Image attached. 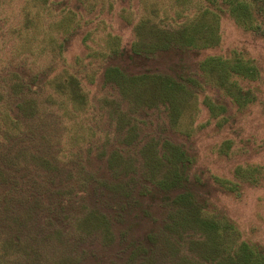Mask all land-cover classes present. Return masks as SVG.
I'll use <instances>...</instances> for the list:
<instances>
[{
    "label": "trees",
    "instance_id": "1",
    "mask_svg": "<svg viewBox=\"0 0 264 264\" xmlns=\"http://www.w3.org/2000/svg\"><path fill=\"white\" fill-rule=\"evenodd\" d=\"M181 2L183 6L176 10L173 20L142 17L136 21L135 39L127 47L121 44L120 37L105 35L101 48L109 52L99 53V49L95 53L111 60L104 67L102 85L123 95L125 109L117 101L108 102L106 120L97 122L96 129L89 127L96 117H87L90 107L84 109L85 91L75 77L54 72L41 76L36 69L31 72L22 66L31 88L15 83L13 100L0 106L1 259L20 257L26 264H35L26 258L40 257L38 264H42V258L46 259L44 264H105V257H92V250H84L78 241L95 235L91 242L84 238L83 246L109 249L115 244L116 228L123 226L126 215L137 211L134 220H144L150 214L145 216L141 207L147 205L151 210V205H156L166 213L159 222L162 230L154 232V224L147 233L143 229L144 234L136 236L141 239L133 241L120 232L118 241L124 236L117 244L121 253L113 257L117 262L110 264H264L263 247L232 240L229 233L237 232L235 224L224 213L207 210L211 204L199 194L202 179L198 180L192 172L195 158L190 153L191 146L186 148L167 135L171 131L192 138L194 131L186 130L182 120L184 112L192 107L188 99L192 101L198 95L203 96V105L214 118L226 113L227 96H234L229 102L238 107L246 106L249 92L238 88L236 99L234 90L237 78L252 79V70L243 78L248 69H244L241 59L231 56L207 57L193 73L186 71L184 65L178 70L169 69L166 74L151 66L158 56L198 52L219 45L213 20L222 12H228L237 24L253 33L261 31L264 0ZM218 2L220 6L216 7ZM7 3L0 2V8L4 10ZM187 4L193 6L188 8L192 15L180 21L185 17ZM24 16L20 37L27 53L31 41L38 39L37 34L42 31L35 16ZM79 27L70 13L65 14L44 31L49 39L46 41L45 35L43 42L54 46L61 33L62 41L67 42L82 31L77 33ZM54 29L59 33L54 35ZM91 34L88 29L83 34L85 49L90 48L87 42ZM61 53L64 48L59 50ZM29 60L27 56V64ZM123 63L139 71L129 72ZM207 90L219 96L205 95ZM41 93L49 111L47 106L42 110L38 97ZM98 110L106 115L105 104ZM69 124L74 129L69 130ZM229 144L226 142L220 152H227ZM262 171L260 166L240 167L235 172L240 181L216 179V183L219 189L238 193L243 183L261 185ZM103 204L107 211H101ZM80 210L86 212L81 220L74 223L68 219V213ZM136 221L138 224L140 220ZM72 228L79 235L75 243L68 235ZM134 230H128L129 236H135ZM186 241L191 243L189 256L182 249Z\"/></svg>",
    "mask_w": 264,
    "mask_h": 264
},
{
    "label": "rangeland",
    "instance_id": "2",
    "mask_svg": "<svg viewBox=\"0 0 264 264\" xmlns=\"http://www.w3.org/2000/svg\"><path fill=\"white\" fill-rule=\"evenodd\" d=\"M8 1L10 5L7 3L4 10L0 8V106H4L13 100L12 85L15 83L18 82L23 87L24 85L30 87L29 82L25 80L24 71H22L23 65L27 66L31 72H33L32 68L36 69L37 74L41 76L46 72H51V75L53 72L54 75L57 73H63L65 76L72 75L77 79L75 82L80 85L79 87L85 91L87 101L84 109L90 107L87 117H96L89 124V127L94 129L97 127V122L106 120L108 102L117 101L121 108L125 109L123 95L115 94L111 89L102 85L104 67L109 65L111 60L103 59L98 54L95 56V53L99 49V53L105 52V49L101 48L102 42L106 38L105 35L110 33L120 37L121 44L127 47L135 39L133 25L136 21L138 22L142 17L152 21L164 18L173 20L176 18V10L183 6L181 0H0L3 3ZM248 1L250 2V0ZM220 2L216 3L215 6H220ZM191 7L193 6L186 5L185 17L181 18L180 21L184 18L187 20L186 18L192 15L191 10L188 9ZM26 13L30 17L35 16L42 33L37 34L38 39L31 41L32 46L26 51L27 53H24L23 38L20 37V32L25 27L21 20ZM69 13L73 16L75 25L80 26L79 29L77 28V33L80 29L82 31H79L76 37L75 35L71 37L72 42L69 38L70 43L62 41L64 39L62 38L63 33L57 36L54 46L48 42H43L45 35L46 41L49 39V35L45 34L44 31L49 30L54 21ZM3 19H7V21H3ZM213 22V24H217L219 45L198 52L189 51L184 54L173 52L163 57L158 56L152 61L154 63L151 62V66L153 70L166 74L169 73V69L178 70L180 66L184 65L186 71L193 73L197 71L199 63L207 57L222 56L226 58L231 56L241 59L244 62V69H248V75L247 73L243 74V76L245 75L243 78L248 77L249 71L252 70V79L243 81L237 78L238 86L236 85L234 90L236 99H238V88H244L245 93L246 91L249 92L246 106L238 107L235 103L229 102L234 96H227L226 113H219L218 117L214 118L203 105V96L198 95L192 101L188 99L192 103V107L184 112L182 120L186 130L194 131L192 138L188 139L179 134L175 135L171 131L167 135L174 142L185 144L186 148L193 147H190V153L195 158V166H193L192 172L198 180L201 181L202 179L199 194L211 204V207H207L208 211L222 212L235 224L237 232L235 234L229 233L231 239L238 243L246 242L264 248V28L262 27L261 31L253 33L243 25L237 24L228 15V12L219 13L218 19H214ZM83 26L84 29H82ZM40 29L38 28V31ZM87 29L93 32L87 42L89 49H85L86 46L81 41ZM53 31L55 32L54 35L59 33L58 30L54 29ZM61 45L64 46L59 48ZM63 48L64 53L59 54V50ZM107 52L109 51L105 53ZM27 56L30 58L28 64ZM122 65L123 67L126 66L129 72L139 71V68L132 70L131 65L126 63ZM143 67L145 68V65ZM205 95L213 98L219 96L218 93H212L209 90ZM38 97L42 104V110L44 111L47 106V111H49L50 108L45 102L43 93ZM56 101L58 102L59 99L57 98ZM102 104H105L106 115H101L98 110ZM63 123H67V121ZM73 127L74 125L69 124L68 129H74ZM226 142L230 143V148L227 152L221 153L220 148ZM248 166L262 167L263 180L261 185L251 186L243 183L238 193H230L218 188L216 179L238 182L240 180L235 176L236 169L240 167L246 169ZM89 206L93 207L92 205ZM146 206L141 207L142 213L147 217L150 214V218L136 219L140 220L138 225L137 221L134 220L137 211L133 213L134 217L132 212L130 215H126L123 219V226L116 228V242L109 249L105 250L99 245L91 248L84 247L85 244L83 246L84 238L85 242H91L95 235L83 237L82 240L78 241L79 246L84 250L91 249L92 257H96V255L105 257V264H110L111 261L117 262L113 257H117L121 253L117 244L124 239L123 236L118 241L120 232L127 234L125 239L133 241L141 239L136 236L144 234L145 231L147 233L154 224L155 229H157L154 232L159 233L162 230L163 225H160L159 222L165 219L166 213L156 205H151V210ZM101 208V211L108 209L106 204L101 205ZM85 215V210H80L76 214L74 212L68 213L67 217L72 222L77 223V219L81 220ZM129 229H135L133 233L135 236H129ZM189 231L191 232V230ZM68 235L73 243H75L74 239L79 237L74 228ZM229 240L228 237L227 241ZM190 244L189 241L184 243L185 248H182L184 255L189 256L191 254L187 251L190 249ZM39 259L40 257L26 258L28 263H32L33 260L35 264H38L36 262L40 261ZM0 260V264H19V262L26 264L20 257H6L0 258ZM41 261L44 264L46 259L42 258Z\"/></svg>",
    "mask_w": 264,
    "mask_h": 264
}]
</instances>
